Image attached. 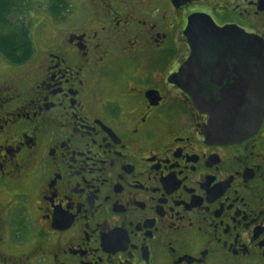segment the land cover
Wrapping results in <instances>:
<instances>
[{
    "label": "flooded vegetation",
    "instance_id": "obj_1",
    "mask_svg": "<svg viewBox=\"0 0 264 264\" xmlns=\"http://www.w3.org/2000/svg\"><path fill=\"white\" fill-rule=\"evenodd\" d=\"M46 9L0 55V264H264V114L205 130L264 93V0Z\"/></svg>",
    "mask_w": 264,
    "mask_h": 264
},
{
    "label": "trees",
    "instance_id": "obj_2",
    "mask_svg": "<svg viewBox=\"0 0 264 264\" xmlns=\"http://www.w3.org/2000/svg\"><path fill=\"white\" fill-rule=\"evenodd\" d=\"M11 11V0H0V55L8 64L19 65L31 56L33 42L27 25L19 15L14 22L9 20Z\"/></svg>",
    "mask_w": 264,
    "mask_h": 264
},
{
    "label": "water",
    "instance_id": "obj_3",
    "mask_svg": "<svg viewBox=\"0 0 264 264\" xmlns=\"http://www.w3.org/2000/svg\"><path fill=\"white\" fill-rule=\"evenodd\" d=\"M254 53H257L258 58L263 57L257 46L254 47ZM262 81L264 83V78ZM257 85L258 98H254V104L250 106L251 109L244 110L236 117L227 116L226 118L210 119L205 128L209 135L228 140L249 135L250 132L256 129L255 127L264 114V93L260 92L261 85L259 82H257Z\"/></svg>",
    "mask_w": 264,
    "mask_h": 264
},
{
    "label": "rangeland",
    "instance_id": "obj_4",
    "mask_svg": "<svg viewBox=\"0 0 264 264\" xmlns=\"http://www.w3.org/2000/svg\"><path fill=\"white\" fill-rule=\"evenodd\" d=\"M18 7L23 6L26 7V13H21L19 10L18 12H14L13 15L18 17V15L23 16L22 19L25 21V18H29L28 21L31 19L32 14H37L41 10L46 12V5L48 4V0H18ZM10 18V17H9Z\"/></svg>",
    "mask_w": 264,
    "mask_h": 264
}]
</instances>
